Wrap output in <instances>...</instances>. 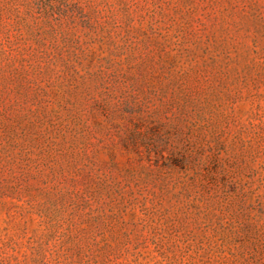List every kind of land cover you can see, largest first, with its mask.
Wrapping results in <instances>:
<instances>
[{"label": "rangeland", "instance_id": "1", "mask_svg": "<svg viewBox=\"0 0 264 264\" xmlns=\"http://www.w3.org/2000/svg\"><path fill=\"white\" fill-rule=\"evenodd\" d=\"M0 264H264V0H0Z\"/></svg>", "mask_w": 264, "mask_h": 264}]
</instances>
